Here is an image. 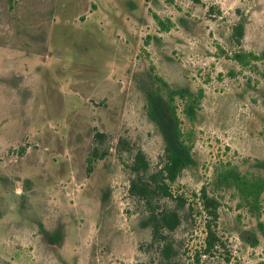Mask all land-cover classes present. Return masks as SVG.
<instances>
[{
    "label": "rangeland",
    "instance_id": "obj_1",
    "mask_svg": "<svg viewBox=\"0 0 264 264\" xmlns=\"http://www.w3.org/2000/svg\"><path fill=\"white\" fill-rule=\"evenodd\" d=\"M158 79L191 95L173 104L192 163L160 203L181 215L171 260L264 264V0H0V264L163 260L128 193L137 151L163 163ZM202 189L224 244L207 255Z\"/></svg>",
    "mask_w": 264,
    "mask_h": 264
},
{
    "label": "trees",
    "instance_id": "obj_2",
    "mask_svg": "<svg viewBox=\"0 0 264 264\" xmlns=\"http://www.w3.org/2000/svg\"><path fill=\"white\" fill-rule=\"evenodd\" d=\"M197 1V0H195ZM160 26L162 22L158 20ZM244 25L240 19L231 28L230 39L239 45L243 37ZM231 59L241 66H246L261 60L260 56L243 50L231 54ZM161 86H155L146 91V115L159 132L163 142V163L161 169L150 172L143 153L137 151L129 169L133 175L130 180L128 193L131 197L140 201L146 211V217L142 225L150 230V242L148 247L154 249L162 257L158 264H177L171 257L176 256L170 234L173 233L181 222V215L177 209L161 205V201L173 199L167 183L174 182L180 173L192 163L191 147L184 139L180 120L173 104L175 95L186 102L191 100V95L183 89L171 90L169 86L158 79ZM164 87L165 93L162 88ZM191 104L186 103L184 113H191ZM89 165L91 158L87 159ZM90 171V166L87 168ZM200 200L205 213L204 254H211L213 250L224 248L222 240L217 236L216 224L218 219V202L209 197L205 190H200ZM144 264V263H137Z\"/></svg>",
    "mask_w": 264,
    "mask_h": 264
}]
</instances>
